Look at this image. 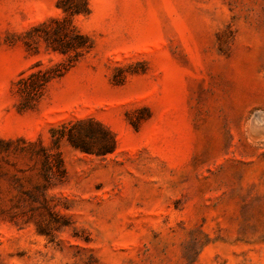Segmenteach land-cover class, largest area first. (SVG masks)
I'll use <instances>...</instances> for the list:
<instances>
[{
    "label": "rangeland",
    "instance_id": "obj_1",
    "mask_svg": "<svg viewBox=\"0 0 264 264\" xmlns=\"http://www.w3.org/2000/svg\"><path fill=\"white\" fill-rule=\"evenodd\" d=\"M56 1L0 0V136L62 159L0 154V264H264V0H89L93 49L19 110ZM82 118L112 153L52 148Z\"/></svg>",
    "mask_w": 264,
    "mask_h": 264
},
{
    "label": "trees",
    "instance_id": "obj_2",
    "mask_svg": "<svg viewBox=\"0 0 264 264\" xmlns=\"http://www.w3.org/2000/svg\"><path fill=\"white\" fill-rule=\"evenodd\" d=\"M56 7L61 15L49 16L21 34L26 52L35 60L12 82L19 110L31 107L50 82L64 75L94 47L93 38L73 21L76 16L90 14L89 0H57ZM43 54L48 56L49 64H44ZM52 56L58 59L54 60ZM50 138L53 149L58 148L62 141L86 153L93 152L88 141H94L99 155L112 153L116 147L112 131L91 118L71 120L52 128ZM9 152L37 157L50 172L62 168L59 151L51 153L40 141L0 136V154Z\"/></svg>",
    "mask_w": 264,
    "mask_h": 264
}]
</instances>
